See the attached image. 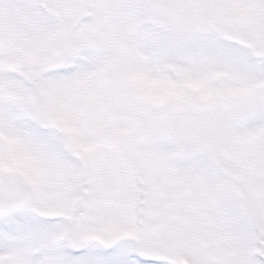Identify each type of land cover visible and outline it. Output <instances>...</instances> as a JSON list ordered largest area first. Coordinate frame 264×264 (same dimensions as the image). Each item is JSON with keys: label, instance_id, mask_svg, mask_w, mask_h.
Wrapping results in <instances>:
<instances>
[{"label": "snow or ice", "instance_id": "1", "mask_svg": "<svg viewBox=\"0 0 264 264\" xmlns=\"http://www.w3.org/2000/svg\"><path fill=\"white\" fill-rule=\"evenodd\" d=\"M0 264H264V0H0Z\"/></svg>", "mask_w": 264, "mask_h": 264}]
</instances>
